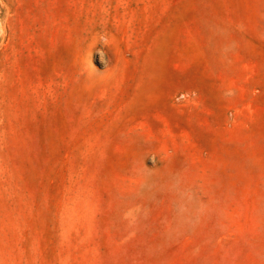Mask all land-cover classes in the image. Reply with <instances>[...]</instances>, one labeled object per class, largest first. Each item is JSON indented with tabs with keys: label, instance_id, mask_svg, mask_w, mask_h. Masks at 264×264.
I'll use <instances>...</instances> for the list:
<instances>
[{
	"label": "rangeland",
	"instance_id": "374dc122",
	"mask_svg": "<svg viewBox=\"0 0 264 264\" xmlns=\"http://www.w3.org/2000/svg\"><path fill=\"white\" fill-rule=\"evenodd\" d=\"M0 264H264V0H0Z\"/></svg>",
	"mask_w": 264,
	"mask_h": 264
}]
</instances>
